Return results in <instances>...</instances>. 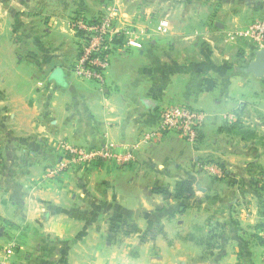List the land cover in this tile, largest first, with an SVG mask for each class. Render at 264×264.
<instances>
[{
    "label": "crops",
    "instance_id": "0c3cea01",
    "mask_svg": "<svg viewBox=\"0 0 264 264\" xmlns=\"http://www.w3.org/2000/svg\"><path fill=\"white\" fill-rule=\"evenodd\" d=\"M110 3L142 47L115 50L99 85L71 69L72 20ZM256 13L264 0H0V262L261 264L264 76L246 71L255 44L224 35ZM174 104L207 114L200 142L167 132L145 143ZM62 140L134 145L136 160L45 178ZM183 181L188 198L177 197Z\"/></svg>",
    "mask_w": 264,
    "mask_h": 264
},
{
    "label": "built area",
    "instance_id": "2783aa9c",
    "mask_svg": "<svg viewBox=\"0 0 264 264\" xmlns=\"http://www.w3.org/2000/svg\"><path fill=\"white\" fill-rule=\"evenodd\" d=\"M125 16L121 6L115 3L108 4L95 18L85 19L83 16H74L72 28L77 37L78 54L71 69L78 78L104 85L113 52L121 47H142L137 25L133 22H125L123 20ZM169 27L170 22L165 17L157 22L155 30L160 34H166ZM224 35L227 41L246 40L255 44L257 48H262L264 47V16L255 17L245 26L228 29ZM227 117L234 120L235 115L230 114ZM206 120L207 114L202 110L179 104L165 106L158 111L156 128L144 132L141 139L145 143H150L163 137L166 132L174 131L189 142L195 143ZM57 152L59 153L57 161L44 171L46 178H55L73 166L88 168L107 161L129 165L136 160V146L121 147L109 142L98 146H84L62 140L58 143ZM199 165L210 175L217 177L224 175V171L214 163ZM261 264H264V253Z\"/></svg>",
    "mask_w": 264,
    "mask_h": 264
},
{
    "label": "trees",
    "instance_id": "16d2710c",
    "mask_svg": "<svg viewBox=\"0 0 264 264\" xmlns=\"http://www.w3.org/2000/svg\"><path fill=\"white\" fill-rule=\"evenodd\" d=\"M100 13H98L96 15H90V14H87L86 12H80V13L75 14L74 16H78V17L79 16H83L85 19H90V18H95ZM198 163L199 164L214 163L215 165H217L218 167H220L224 171V175L223 176H221V177H217L216 176V177L219 178V179L229 178V174H228L226 168L222 164H220V163H218V162H216L214 160L201 159ZM192 195H193V189H192L191 182L190 181H183L181 183L180 187L177 190V197H179V198H188V197H190ZM263 231H264V226H263ZM262 239H263L262 243H263V246H264V236H262Z\"/></svg>",
    "mask_w": 264,
    "mask_h": 264
},
{
    "label": "water",
    "instance_id": "95a60500",
    "mask_svg": "<svg viewBox=\"0 0 264 264\" xmlns=\"http://www.w3.org/2000/svg\"><path fill=\"white\" fill-rule=\"evenodd\" d=\"M246 71L257 77L264 76V47L255 49L254 58L247 65Z\"/></svg>",
    "mask_w": 264,
    "mask_h": 264
},
{
    "label": "rangeland",
    "instance_id": "374dc122",
    "mask_svg": "<svg viewBox=\"0 0 264 264\" xmlns=\"http://www.w3.org/2000/svg\"><path fill=\"white\" fill-rule=\"evenodd\" d=\"M249 15H250L249 17H247V16L245 17V16H244L245 18H247V21H246L247 23H249V21H251L252 19H254L255 16H256V15H259V14L256 13V14H249ZM157 17H158V16H157ZM253 17H254V18H253ZM256 17H261V16H256ZM159 20H160V19H159ZM159 20L156 19V20L154 21V24L157 23ZM247 23H246V24H247ZM246 24H244L243 26H245ZM81 80H82V79H81ZM84 81H88V80H84ZM91 82H93V81H91ZM94 83H96V82H94ZM201 129H202V128H201ZM166 133H167V132H166ZM173 133H176V132L173 131ZM176 134H177V133H176ZM179 135H180V134H179ZM180 136H181V135H180ZM183 138H184V137H183ZM151 142H152V141H151ZM199 142H200V136H199L198 141L195 142V143H193V144H197V143H199ZM77 167H79V166H77ZM44 171H45V170H44ZM43 175H44V177H45V174H43ZM45 178H46V177H45ZM263 248H264V246H263Z\"/></svg>",
    "mask_w": 264,
    "mask_h": 264
}]
</instances>
